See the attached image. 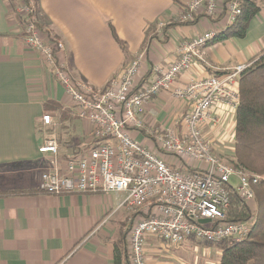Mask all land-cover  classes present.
I'll return each mask as SVG.
<instances>
[{
    "label": "crops",
    "instance_id": "1",
    "mask_svg": "<svg viewBox=\"0 0 264 264\" xmlns=\"http://www.w3.org/2000/svg\"><path fill=\"white\" fill-rule=\"evenodd\" d=\"M190 1L38 0L36 11L38 20L42 15L46 23L43 30L64 43L58 61L66 65L71 77L105 89L142 53L146 58L137 78L140 86L152 79L153 67H169L177 61L182 43L211 30L228 29L224 8L213 18L201 12L192 23L180 22ZM253 1L260 12L246 37L208 45L176 86L230 72L264 51V0ZM10 2L0 0V264H128V228L143 214L121 206L126 194L54 196L40 189L42 174L49 166L48 157L39 154L45 136L41 118L49 113L60 123L46 103H58L75 116L76 110L44 57L27 48L23 21ZM110 25L125 43V51L115 41ZM188 110L171 91L162 92L146 106L145 126L155 132L171 128L180 133L181 125L176 122L180 123ZM221 118L217 127L205 123L202 133L214 146L215 155L226 161L225 157L234 155L235 118L227 112ZM76 121L81 120L60 123L56 128L62 138V155L92 143L89 125L81 121V127L76 126ZM133 135L169 164L184 165L159 149L145 133ZM19 191L29 194H6ZM159 242L148 239L149 264H156L152 253L158 251Z\"/></svg>",
    "mask_w": 264,
    "mask_h": 264
},
{
    "label": "built area",
    "instance_id": "2",
    "mask_svg": "<svg viewBox=\"0 0 264 264\" xmlns=\"http://www.w3.org/2000/svg\"><path fill=\"white\" fill-rule=\"evenodd\" d=\"M27 1L17 8V13L26 20L24 42L27 48L44 57L55 80L73 102L76 116L89 125L94 143L84 153L62 155L56 132L60 123L45 113L41 118L45 136L39 154L48 157L49 166L42 174L40 189L54 196L126 194L121 206L143 214L131 231L128 264H149L146 247L151 237L171 246L189 241L218 245L226 240L246 239L253 222L228 220L232 194L250 203L262 179L218 158L202 129L207 122L212 127L220 125L224 112L235 115L240 105V77L251 63L238 65L222 75L197 78L176 86L181 75L221 34L211 30L182 43L177 61L169 67H153V77L147 83L137 84L146 58L142 53L105 89H97L73 79L66 65L58 61V53L65 50L64 43L51 32L39 31L34 16L35 2ZM243 2L191 0L179 21L192 23L201 12L213 18L224 8L231 27L242 15ZM165 91H171L176 99L189 106L181 122H176L181 125L180 133L171 128L155 132L145 126L146 106ZM134 133H145L159 149L184 165L169 164L156 151L136 140ZM201 220H210V223L201 224Z\"/></svg>",
    "mask_w": 264,
    "mask_h": 264
},
{
    "label": "trees",
    "instance_id": "3",
    "mask_svg": "<svg viewBox=\"0 0 264 264\" xmlns=\"http://www.w3.org/2000/svg\"><path fill=\"white\" fill-rule=\"evenodd\" d=\"M35 1L37 3L38 0ZM242 7L239 19L226 31L221 32L212 44L226 39L246 37L250 23L258 15L260 8L253 0H244ZM34 16L36 17V11ZM25 22L26 20L23 24ZM110 29L117 44L125 51L126 45L117 36L115 28L110 25ZM239 95L240 105L234 115V155L229 164L237 170L258 175L262 180L255 189V199L252 202H243L236 194H232L231 198L228 220L233 223L253 222L249 236L240 242L226 240L217 246L222 252L220 264H264V51L252 60L251 66L242 73ZM46 104L49 111L56 112L62 124L78 118L58 103ZM61 139L59 138L60 141ZM6 194L26 195L29 192Z\"/></svg>",
    "mask_w": 264,
    "mask_h": 264
},
{
    "label": "rangeland",
    "instance_id": "4",
    "mask_svg": "<svg viewBox=\"0 0 264 264\" xmlns=\"http://www.w3.org/2000/svg\"><path fill=\"white\" fill-rule=\"evenodd\" d=\"M10 1V5L13 8V11L15 10V14L18 18H20V20L22 19L20 21L22 23V21H24V17L20 16L19 13H17V8H20L21 5L24 4V1ZM36 10L37 3L35 4V11ZM36 19L39 31L42 32V34H45V31L43 29H45L46 23L44 22V18H42V15L40 17V20H38L37 11ZM228 121L223 122V124L227 123ZM81 123V121H76L75 125L81 127ZM87 140L88 139H86L85 141ZM92 147H94V143H85L84 145L81 144L76 150L79 153H84ZM225 159V162L230 163L231 158L225 157ZM132 224L133 225L128 228V252L130 249V235L135 225V222ZM157 248L158 251L155 250L152 253L153 259L155 260L156 264H220L222 255L221 249H219L217 245H209L202 241L186 242L181 246H171L166 243L159 242Z\"/></svg>",
    "mask_w": 264,
    "mask_h": 264
},
{
    "label": "water",
    "instance_id": "5",
    "mask_svg": "<svg viewBox=\"0 0 264 264\" xmlns=\"http://www.w3.org/2000/svg\"><path fill=\"white\" fill-rule=\"evenodd\" d=\"M200 223L201 224H208V223H210V220H201Z\"/></svg>",
    "mask_w": 264,
    "mask_h": 264
}]
</instances>
